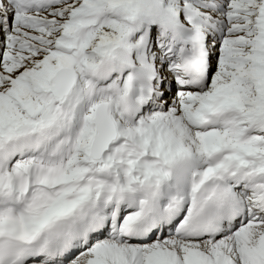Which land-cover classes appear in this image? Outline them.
<instances>
[{
    "label": "snow or ice",
    "instance_id": "1",
    "mask_svg": "<svg viewBox=\"0 0 264 264\" xmlns=\"http://www.w3.org/2000/svg\"><path fill=\"white\" fill-rule=\"evenodd\" d=\"M0 264H264V0H0Z\"/></svg>",
    "mask_w": 264,
    "mask_h": 264
}]
</instances>
